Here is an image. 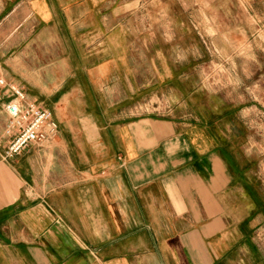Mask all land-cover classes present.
Returning <instances> with one entry per match:
<instances>
[{
  "label": "crops",
  "instance_id": "obj_1",
  "mask_svg": "<svg viewBox=\"0 0 264 264\" xmlns=\"http://www.w3.org/2000/svg\"><path fill=\"white\" fill-rule=\"evenodd\" d=\"M118 9L0 0V77L58 128L0 156V264H264L251 237L264 192L233 131L128 111L151 85L121 72V25L105 13Z\"/></svg>",
  "mask_w": 264,
  "mask_h": 264
},
{
  "label": "rangeland",
  "instance_id": "obj_2",
  "mask_svg": "<svg viewBox=\"0 0 264 264\" xmlns=\"http://www.w3.org/2000/svg\"><path fill=\"white\" fill-rule=\"evenodd\" d=\"M119 7L122 73L151 85L134 115L233 131L249 177L264 192V0H106ZM122 75L121 94L127 92ZM251 237L264 257V220Z\"/></svg>",
  "mask_w": 264,
  "mask_h": 264
},
{
  "label": "built area",
  "instance_id": "obj_3",
  "mask_svg": "<svg viewBox=\"0 0 264 264\" xmlns=\"http://www.w3.org/2000/svg\"><path fill=\"white\" fill-rule=\"evenodd\" d=\"M0 103L6 114L0 132L1 158L10 159L29 145L55 139L58 128L49 110L29 100L22 88L0 77Z\"/></svg>",
  "mask_w": 264,
  "mask_h": 264
}]
</instances>
